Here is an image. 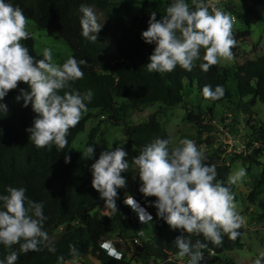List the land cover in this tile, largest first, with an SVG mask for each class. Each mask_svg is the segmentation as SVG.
<instances>
[{
    "label": "trees",
    "instance_id": "trees-1",
    "mask_svg": "<svg viewBox=\"0 0 264 264\" xmlns=\"http://www.w3.org/2000/svg\"><path fill=\"white\" fill-rule=\"evenodd\" d=\"M207 1V0H206ZM14 6L21 8L27 21H31L39 31H47L60 38L70 49L71 56L87 63L82 65L84 78L72 82V88L81 93L91 89L94 97L87 104L80 122L69 130V143L65 149L56 146L38 148L29 139L26 131L32 125L37 115L29 105L23 106V99L16 100L20 90H29L24 82H18L16 89L9 90L2 101L7 105V113H0V194H7L6 188L24 187L30 200L44 203V214L47 220L44 230L49 234V241L41 245L40 251L20 253L17 264H58V257H64V263L71 260L90 257L98 264H154L156 261L167 264H181L188 257H180L175 244L177 236H185L193 244L200 240L206 247L198 249L203 253L201 264H221L222 259L229 257L236 249L243 247L241 238L244 229L239 231L241 236L235 241L225 234L223 243L219 246L206 240L202 234L187 233L185 230L171 228L163 219L156 216L157 209L151 205L157 198L145 197L139 192L138 175L132 172V178L127 179V186L118 189L117 208L127 220L129 232L135 235L139 231L138 216L127 205L121 202L127 195H132L139 205L146 209L155 223L151 235L134 250L132 261L116 259L101 247L103 239L113 232L111 219L102 214L101 208L105 201L92 187V173L82 165L78 153L69 152L75 137L85 129L90 118V111H98L104 121L112 127H120L122 135L129 145L134 147V157L139 155L143 146L156 138L169 137L157 119V113L151 114L147 121L141 124H130L122 120L129 108H139L146 104L159 103L166 108H174L185 101L187 93L195 92L197 102L194 110H186V121L193 123L198 134L209 132L211 126L204 124L205 113L212 117L213 109L224 104H235L238 109L245 105L249 98L250 105L260 103L264 107V56L248 60L229 70L213 65L208 71L200 69L202 60L195 62L192 71L179 66L172 72H149L146 64L155 45L144 42L141 33L147 30L148 21L153 12L157 16L165 10L170 0L144 1L139 4V10L133 15L115 16V34L111 37L110 45L89 41L82 35L80 25V6L87 4L101 11L114 13L115 5L105 0H9ZM191 4V0H189ZM237 44L249 39L248 30L233 34ZM29 48L30 54L36 59L43 58L35 51L34 38L30 35L21 41ZM203 55V49L201 50ZM102 68L106 72L92 74L90 71ZM205 85L214 89L222 85L225 89L223 97L211 100L202 95ZM69 90V89H66ZM63 94V91L61 92ZM121 100L120 103L117 101ZM203 107V108H202ZM246 107V106H244ZM246 110L244 108V112ZM250 143H258V148L250 144L251 150L247 155H234L229 161L241 160L245 165L257 164V158L264 153V126H249ZM98 128L88 132L86 146L92 144L96 148ZM208 145V143H207ZM95 154V152H94ZM71 160L65 163V156ZM204 163L217 168V179L228 185L230 173L229 163L223 164L219 158H206ZM248 171V169H246ZM123 175V173H122ZM135 177V178H134ZM246 200L258 207L261 214L258 221L264 220V163L258 176L256 186L248 193ZM64 228L62 232L58 229ZM116 236L121 241L128 238L126 230L117 229ZM54 246L55 253L48 250ZM70 245L79 250V257L74 259L70 254ZM13 248L19 249V245ZM9 249L0 245V259H4ZM176 257V258H175ZM182 260V262L179 261ZM230 264H246L232 260Z\"/></svg>",
    "mask_w": 264,
    "mask_h": 264
},
{
    "label": "clouds",
    "instance_id": "clouds-1",
    "mask_svg": "<svg viewBox=\"0 0 264 264\" xmlns=\"http://www.w3.org/2000/svg\"><path fill=\"white\" fill-rule=\"evenodd\" d=\"M80 12L82 35L89 41H97L103 27L97 13L87 4H81ZM27 23L21 8L9 0H0V113H7V105L2 101L9 90L16 89L18 82L26 83L29 90L21 89L16 100L23 99V106L31 105L37 114L26 129L30 141L38 148L56 146L62 150L69 143V130L80 122L94 97L91 89L81 93L72 88V82L84 78L81 66L87 62L70 56L63 64L55 63L52 49L47 47L43 58L36 59L21 42L31 35ZM141 36L145 43L155 45L147 70L159 73L172 72L177 66L192 71L198 60H202L199 67L206 72L222 58L231 60L237 44L231 15L218 8L210 11L206 0H191V4L189 0H170L160 19L156 12L151 14L147 30ZM224 93L222 85L214 89L205 85L202 89V95L211 100L223 97ZM125 143L102 151L90 166L92 187L105 201V209H110L113 215L118 213V189L127 186L122 173L134 170L140 181L139 192L157 198L151 202L157 209L156 216L171 228L202 234L217 246L223 243L225 234L233 241L241 236L239 229L244 219L236 210L230 187L217 179L214 164L204 163V153L195 141L184 138L179 146L170 149V141L158 137L143 146L131 162L123 147ZM94 152L90 144L82 156L92 159ZM70 160V155L65 156V163ZM246 175V169L239 168L229 177L228 185L236 184ZM26 191L24 187L8 186L7 194H0V245L9 249L0 264H17L21 252L40 251L41 245L49 241L44 230L47 220L44 203L30 200ZM124 203L143 224L153 220L132 195H127ZM17 244L19 249L13 248ZM175 244L178 255L188 257V264H201L204 256L198 249L206 245L200 240L193 244L185 236H177ZM101 247L110 256L121 258L111 241ZM48 250L56 251L51 245ZM70 254L74 259L79 257L75 245H70ZM58 264H64L63 256L58 257ZM254 264H264V251Z\"/></svg>",
    "mask_w": 264,
    "mask_h": 264
},
{
    "label": "rangeland",
    "instance_id": "rangeland-1",
    "mask_svg": "<svg viewBox=\"0 0 264 264\" xmlns=\"http://www.w3.org/2000/svg\"><path fill=\"white\" fill-rule=\"evenodd\" d=\"M110 4L115 5L114 13L101 11L94 6V11L97 13L99 23L103 25L100 32L97 34V43L110 45L111 37L115 34V16L117 15H133L139 10V4L144 1L156 0H105ZM166 2L168 0H162ZM209 10L221 9L231 15L233 19V34L239 31L248 30L250 37L244 43H239L237 48L232 49L233 58L231 60L221 59L218 66L224 69L233 70L238 65L248 60H254L264 56V0H207ZM166 9L160 12L157 19L165 15ZM27 30L34 38L35 51L39 55H43L44 48H51L53 54V62L63 64L70 56L71 51L68 46L57 36L50 34L47 31H39L35 28L31 21L27 23ZM106 71L102 68H95L90 71L92 74H101ZM249 98L244 102L245 105L240 109L235 104H224L216 106L213 109L212 117L205 113L204 124L211 126L209 132L198 134L193 123L186 121V110H194L193 106L197 102L195 92L187 93L185 101L174 108H166L159 103L146 104L139 108H129L122 120L130 124H141L147 121L148 117L157 113V119L160 125L165 129L169 137V148L173 149L179 146L180 140L184 138L192 139L197 146L203 151L205 158H219L221 163L230 165V173L228 179L239 168L248 169L247 175L239 182L231 185V192L234 196V203L237 212L243 217L244 234L241 238L243 247L236 249L229 257L222 259L221 264H230L232 260L245 262L246 264H254L256 257L261 251H264V220L258 221L257 217L261 214L258 207L251 205L246 196L256 186L258 176L261 171V165L264 163V153L258 157L257 164L245 165L241 160L230 162L229 159L234 155H247L251 150L247 149L251 144L253 148H258V143H250L248 130L249 126L259 127L264 126V107L260 103L251 106ZM118 103L121 100L117 101ZM31 106V105H30ZM246 106V107H244ZM203 108V107H202ZM246 110V114L244 112ZM90 118L85 124L84 131L77 135L70 146L69 152L78 153L81 158L82 165L90 170L91 164L95 159L99 158L102 151L111 150L120 146V143L126 141L123 145L128 152L127 159L131 162L134 157V147L128 144L126 138L122 135L120 127H112L104 121L103 117L96 110L90 111ZM84 116V115H82ZM98 128V134L102 133L103 137L96 139L95 154L92 159L82 156L87 142L88 132L93 128ZM208 143V145H207ZM264 149V147L262 148ZM133 170L123 172V176L128 179L132 178ZM125 200V199H124ZM124 200L121 202L124 203ZM102 214L111 219L113 232L110 233L102 244L106 241H111L116 250L120 253L121 260L132 261L134 250L137 247L133 243L135 234L128 232V238L121 241L117 238V229L129 230L127 220L120 209L118 213L113 215L110 209L101 208ZM153 223V222H151ZM139 228V225H138ZM63 227L57 232H62ZM107 252V251H106ZM108 253V252H107ZM176 258V257H175ZM181 259H179L180 261ZM182 262V260L180 261ZM64 264H98L97 261L90 257L83 259L67 261ZM154 264H167V262L156 261Z\"/></svg>",
    "mask_w": 264,
    "mask_h": 264
},
{
    "label": "built area",
    "instance_id": "built-area-1",
    "mask_svg": "<svg viewBox=\"0 0 264 264\" xmlns=\"http://www.w3.org/2000/svg\"><path fill=\"white\" fill-rule=\"evenodd\" d=\"M150 222H152V221H150ZM150 222L143 224L138 218L139 231L137 232V234L133 238V243L136 244L137 246H139L142 243V241H144L147 237H149L151 235V230H149V228L147 227V224ZM202 262H203V260L201 261V263ZM181 264H188V260L186 262H182Z\"/></svg>",
    "mask_w": 264,
    "mask_h": 264
},
{
    "label": "crops",
    "instance_id": "crops-1",
    "mask_svg": "<svg viewBox=\"0 0 264 264\" xmlns=\"http://www.w3.org/2000/svg\"><path fill=\"white\" fill-rule=\"evenodd\" d=\"M138 224V223H137ZM139 225V224H138ZM154 225H155V223H148L147 224V227L149 228V230H151L152 231V229H153V227H154ZM126 230V229H125ZM126 231H129V230H126Z\"/></svg>",
    "mask_w": 264,
    "mask_h": 264
}]
</instances>
